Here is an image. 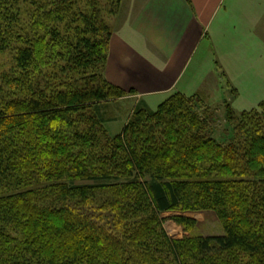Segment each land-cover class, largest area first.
Instances as JSON below:
<instances>
[{
  "label": "trees",
  "instance_id": "obj_1",
  "mask_svg": "<svg viewBox=\"0 0 264 264\" xmlns=\"http://www.w3.org/2000/svg\"><path fill=\"white\" fill-rule=\"evenodd\" d=\"M121 1L0 0V53L15 54L13 94L0 88V264H264V101L225 102L222 141L209 107L181 94L110 136L105 108L133 93L104 77ZM203 212L222 235L163 228V213Z\"/></svg>",
  "mask_w": 264,
  "mask_h": 264
},
{
  "label": "crops",
  "instance_id": "obj_2",
  "mask_svg": "<svg viewBox=\"0 0 264 264\" xmlns=\"http://www.w3.org/2000/svg\"><path fill=\"white\" fill-rule=\"evenodd\" d=\"M109 25L104 77L133 92L113 104L126 112L175 94L224 104L228 85L232 107L239 87L260 84L264 0H122Z\"/></svg>",
  "mask_w": 264,
  "mask_h": 264
},
{
  "label": "rangeland",
  "instance_id": "obj_3",
  "mask_svg": "<svg viewBox=\"0 0 264 264\" xmlns=\"http://www.w3.org/2000/svg\"><path fill=\"white\" fill-rule=\"evenodd\" d=\"M107 0H100L102 4L105 5ZM109 5V3H107ZM108 5H105V9H108ZM115 16V15H114ZM31 27V21L29 18L26 20ZM14 52L13 51H5L0 53V88L2 91L5 92L6 95L11 96L13 90L7 88L5 85V81L3 80L5 75L11 76L14 71ZM56 64V65H55ZM62 64L58 63L57 61H53L50 64V68L44 70L42 80L50 77V75L55 74L56 71L61 69ZM260 84L258 86H241L239 87L240 91H243V94L240 95V98L236 100L233 105L232 109L236 113H240L242 111H249L255 109L258 104L264 101V69H260ZM45 77V78H44ZM31 82V81H30ZM13 86H15L13 84ZM229 91L227 92L226 97L229 99L230 91L233 92V88L229 85L227 87ZM251 89L253 91H251ZM235 91V90H234ZM228 99H225L227 103H229ZM224 102V103H225ZM222 103V104H221ZM112 104V105H111ZM113 103H110L105 110V117L110 118L108 123L106 124V129L110 136H116L121 133L123 125L127 124L131 114L133 111L126 112V106L120 105L116 107L113 106ZM199 107L203 109L205 107H209V111L207 112L206 116L208 117L210 128L212 135L217 138L218 140H223L224 137H227L230 134V131L227 129L226 121H225V108L223 102L220 100L215 102L205 103L202 101L200 104L198 103ZM156 109V108H155ZM154 109V110H155ZM124 125V126H125ZM175 216H184L191 219H194L196 224L193 229H190L189 232H185L183 227L176 224L172 218ZM161 218L163 220V228L166 231L167 235L174 239H180L185 235L190 236H218L223 234L222 226L214 216V214L210 212H203V213H163L161 214Z\"/></svg>",
  "mask_w": 264,
  "mask_h": 264
}]
</instances>
